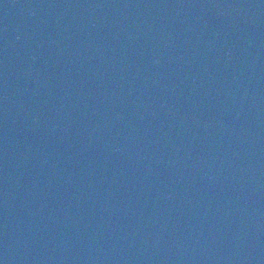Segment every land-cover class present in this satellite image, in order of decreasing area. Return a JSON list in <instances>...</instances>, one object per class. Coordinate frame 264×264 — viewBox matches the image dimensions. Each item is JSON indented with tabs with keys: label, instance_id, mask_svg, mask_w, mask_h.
Returning a JSON list of instances; mask_svg holds the SVG:
<instances>
[{
	"label": "water",
	"instance_id": "95a60500",
	"mask_svg": "<svg viewBox=\"0 0 264 264\" xmlns=\"http://www.w3.org/2000/svg\"><path fill=\"white\" fill-rule=\"evenodd\" d=\"M0 264H264V0H0Z\"/></svg>",
	"mask_w": 264,
	"mask_h": 264
}]
</instances>
